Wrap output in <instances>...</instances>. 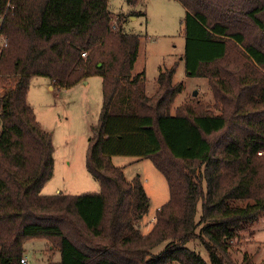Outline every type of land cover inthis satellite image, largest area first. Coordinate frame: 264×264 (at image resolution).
<instances>
[{"label":"trees","instance_id":"obj_1","mask_svg":"<svg viewBox=\"0 0 264 264\" xmlns=\"http://www.w3.org/2000/svg\"><path fill=\"white\" fill-rule=\"evenodd\" d=\"M175 1L186 11L185 75L208 82L220 114L199 104L170 113L184 89L175 65L159 68L155 94H145L144 71L132 75L139 36L123 31L144 13L114 15L108 0H0V264H20L30 239L59 253L47 264H251L229 249L264 215V0ZM91 76L102 104L86 169L100 191L41 195L53 145L27 103L30 80L69 89ZM112 156L149 159L167 182L146 233L142 183ZM195 240L208 263L186 248Z\"/></svg>","mask_w":264,"mask_h":264},{"label":"rangeland","instance_id":"obj_2","mask_svg":"<svg viewBox=\"0 0 264 264\" xmlns=\"http://www.w3.org/2000/svg\"><path fill=\"white\" fill-rule=\"evenodd\" d=\"M108 10L114 15L144 13L129 16L123 24V31L139 36V53L132 75L144 71L145 94L148 97L157 90L159 68L168 69L175 65L173 84H183L184 89L175 98L170 113L174 114L180 107L197 104L212 114L221 113V105L214 100L208 82L204 78L185 75L182 56L186 11L180 3L175 0H140L130 6L125 0H108ZM26 100L41 128L52 137L53 174L45 183L41 195L99 193L98 182L86 169V153L91 127L97 124L100 114L101 78L91 76L85 83L60 89L47 78L32 77ZM111 163L122 170L127 181L139 177L149 203L138 227L146 233L155 223L156 211L168 201L165 178L149 159L112 156ZM166 245L167 242L159 244L150 251V256L158 255ZM235 245L229 249L234 263L242 262L244 254L250 256L251 264H260L264 260V215L253 225L252 231L241 236L239 246ZM186 248L208 263L207 252L198 240L186 244ZM23 250L26 264H47L49 260L58 262L60 257L57 251L50 254L47 242L41 239L26 241Z\"/></svg>","mask_w":264,"mask_h":264},{"label":"built area","instance_id":"obj_3","mask_svg":"<svg viewBox=\"0 0 264 264\" xmlns=\"http://www.w3.org/2000/svg\"><path fill=\"white\" fill-rule=\"evenodd\" d=\"M152 221H154V219H152ZM19 262H20V264H26L27 263L25 257H23Z\"/></svg>","mask_w":264,"mask_h":264},{"label":"crops","instance_id":"obj_4","mask_svg":"<svg viewBox=\"0 0 264 264\" xmlns=\"http://www.w3.org/2000/svg\"><path fill=\"white\" fill-rule=\"evenodd\" d=\"M81 82L85 83V80H84V81H81ZM50 87H51V86H50Z\"/></svg>","mask_w":264,"mask_h":264},{"label":"water","instance_id":"obj_5","mask_svg":"<svg viewBox=\"0 0 264 264\" xmlns=\"http://www.w3.org/2000/svg\"><path fill=\"white\" fill-rule=\"evenodd\" d=\"M98 67H100V65H98Z\"/></svg>","mask_w":264,"mask_h":264}]
</instances>
